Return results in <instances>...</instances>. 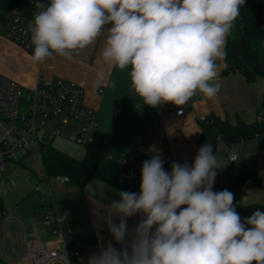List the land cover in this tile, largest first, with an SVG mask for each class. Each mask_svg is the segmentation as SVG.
Instances as JSON below:
<instances>
[{"label": "clouds", "instance_id": "1", "mask_svg": "<svg viewBox=\"0 0 264 264\" xmlns=\"http://www.w3.org/2000/svg\"><path fill=\"white\" fill-rule=\"evenodd\" d=\"M244 3L37 0L28 26L32 61L71 60L103 37V63L130 69L131 88L143 104L181 108L197 92L208 99L219 94L218 61L226 57V38ZM102 79L101 71L97 84ZM238 160L232 153L227 163ZM163 163L159 155L145 160L139 195L121 191L107 206L108 231L121 245L129 235L126 218L142 215L132 230L130 251L109 243L88 264H264V212L257 209L242 221L233 193L213 191L217 170L226 163L212 145L199 149L191 167L174 162L168 173Z\"/></svg>", "mask_w": 264, "mask_h": 264}, {"label": "crops", "instance_id": "2", "mask_svg": "<svg viewBox=\"0 0 264 264\" xmlns=\"http://www.w3.org/2000/svg\"><path fill=\"white\" fill-rule=\"evenodd\" d=\"M261 19L264 27V13ZM103 46L101 37L74 54L71 60L53 56L42 63H34L30 53L0 33V75L14 80L25 90L34 87L40 78L70 80L82 88L84 105L95 112L97 120L89 148L103 155L93 176L82 188L60 181L44 182V168L37 150L19 162L7 161L0 172V199L4 207V211L0 209V264H16L24 241L44 240L51 244L56 241L43 225L42 210L52 202L60 209H70L69 223L78 260L88 261L109 243L117 250L128 247L130 251L132 230L142 220V215L137 213L126 218L129 235L124 245L114 240L107 224V206L120 198V178L116 174L119 159L126 161L140 181L139 157L144 151L159 155L164 162L191 167L201 148L197 144L201 135L200 116H216L231 123L241 119L250 123L260 112L264 77L247 82L240 73L223 76L224 60L218 61L221 89L216 97L208 99L197 92L181 108L171 103L150 107L132 90L130 69L121 71L103 63ZM101 71L103 79L97 84V74ZM178 110L183 111L176 114ZM75 126H70L66 133ZM56 138L74 144L65 137ZM76 146L77 151L56 148L81 160L86 148ZM229 151H233L239 160L227 163ZM215 155L226 165L217 170L214 184L222 187L238 173H245L249 176L244 181L250 183L240 194L241 183L234 201L257 204L264 209V143L257 137L232 145L219 140ZM20 166L26 168V175L20 172ZM17 174L21 179H16ZM114 222L119 223V218Z\"/></svg>", "mask_w": 264, "mask_h": 264}, {"label": "built area", "instance_id": "3", "mask_svg": "<svg viewBox=\"0 0 264 264\" xmlns=\"http://www.w3.org/2000/svg\"><path fill=\"white\" fill-rule=\"evenodd\" d=\"M25 1L33 6L31 10L8 8L0 24L6 39L32 55L34 46L28 26L38 10L37 0ZM41 2L46 3L47 0ZM25 92L28 94L23 98ZM182 111L178 110L176 114ZM256 119L264 120V117L257 115ZM199 120H205V117L200 116ZM73 124L75 128L66 133ZM96 127L95 112L84 105L83 90L77 83L61 78H40L34 87L25 90L14 80L0 75V172L7 161L19 162L30 152H39L41 142L52 141L56 137H65L87 148ZM258 138L264 143V136ZM232 153L229 151L227 157ZM116 174L121 179L133 177L136 172L124 159H119ZM43 180L48 184L53 181L65 183L67 178L55 175ZM249 183V180L243 182L240 194ZM42 211L46 232L56 241L52 244L44 240L24 241L16 264H88V261L77 258L78 249L69 223L70 209H60L52 202Z\"/></svg>", "mask_w": 264, "mask_h": 264}, {"label": "trees", "instance_id": "4", "mask_svg": "<svg viewBox=\"0 0 264 264\" xmlns=\"http://www.w3.org/2000/svg\"><path fill=\"white\" fill-rule=\"evenodd\" d=\"M11 7L31 10V6L25 0H0V22L3 19V13ZM264 13V0H245L244 5L240 7V13L230 34L226 38L224 51L226 52L225 68L222 75L231 73H240L247 82H254L257 77H264V27L262 26V14ZM257 115L264 117V92ZM201 126V135L197 141L198 146L202 147L205 143H210L215 154L216 143L219 140L228 145L247 140L253 137L264 136V120L255 119L253 122L245 123L241 119H236L231 123L227 119H221L216 116L205 117V120H199ZM39 154L42 160L45 177L55 175L65 176L67 186L82 188L93 176L103 155L86 148L85 154L81 160H78L53 146L52 141H44L39 145ZM153 154L150 151H144L139 157L140 171L142 164ZM172 164L164 162L163 168L171 173ZM249 175L238 173L231 178L222 187L214 184L213 191H222L227 189L235 194L238 187ZM141 181L137 178V173L133 177H123L120 179L119 186L121 191L140 193ZM236 212L241 220L250 217L257 209L264 212L262 206L257 204H239L233 201ZM0 209L4 211L2 200L0 199Z\"/></svg>", "mask_w": 264, "mask_h": 264}, {"label": "rangeland", "instance_id": "5", "mask_svg": "<svg viewBox=\"0 0 264 264\" xmlns=\"http://www.w3.org/2000/svg\"><path fill=\"white\" fill-rule=\"evenodd\" d=\"M3 32V27H2V25L0 24V33H2ZM28 93L27 92H25L24 93V96H23V98L27 95ZM52 144H53V146H55V147H58L59 149H61V148H69V149H72V150H79V149H77L78 147L76 146V145H74V144H71V143H69L68 141H66V140H64V139H62V138H55L54 140H53V142H52ZM81 149V148H80ZM20 172L22 173V174H24V175H26L25 173H28L27 172V170H26V168L25 167H21L20 166ZM18 178H20V176L17 174L16 175V179H18ZM21 179V178H20Z\"/></svg>", "mask_w": 264, "mask_h": 264}]
</instances>
